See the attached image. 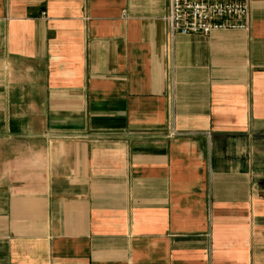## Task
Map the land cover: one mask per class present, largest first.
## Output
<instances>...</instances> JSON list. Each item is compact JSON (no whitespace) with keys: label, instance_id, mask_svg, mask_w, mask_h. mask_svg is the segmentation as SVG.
<instances>
[{"label":"crops","instance_id":"0c3cea01","mask_svg":"<svg viewBox=\"0 0 264 264\" xmlns=\"http://www.w3.org/2000/svg\"><path fill=\"white\" fill-rule=\"evenodd\" d=\"M168 7L0 0V264H264V0Z\"/></svg>","mask_w":264,"mask_h":264},{"label":"built area","instance_id":"2783aa9c","mask_svg":"<svg viewBox=\"0 0 264 264\" xmlns=\"http://www.w3.org/2000/svg\"><path fill=\"white\" fill-rule=\"evenodd\" d=\"M250 0H169L167 35H208L217 30L246 29Z\"/></svg>","mask_w":264,"mask_h":264}]
</instances>
